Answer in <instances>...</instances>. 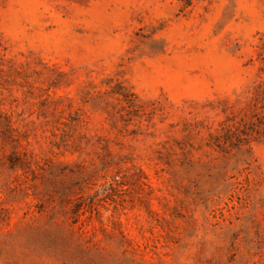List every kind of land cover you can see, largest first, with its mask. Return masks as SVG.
<instances>
[{
	"label": "rangeland",
	"instance_id": "374dc122",
	"mask_svg": "<svg viewBox=\"0 0 264 264\" xmlns=\"http://www.w3.org/2000/svg\"><path fill=\"white\" fill-rule=\"evenodd\" d=\"M0 264H264V0H0Z\"/></svg>",
	"mask_w": 264,
	"mask_h": 264
}]
</instances>
